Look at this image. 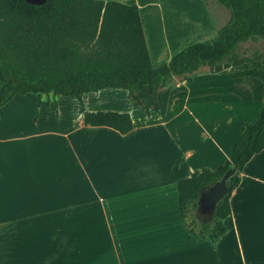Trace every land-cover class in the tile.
Segmentation results:
<instances>
[{
    "label": "crops",
    "instance_id": "obj_1",
    "mask_svg": "<svg viewBox=\"0 0 264 264\" xmlns=\"http://www.w3.org/2000/svg\"><path fill=\"white\" fill-rule=\"evenodd\" d=\"M125 3L139 8L149 56L150 47L160 55L140 3ZM218 75L171 82L164 116L109 98L89 105L128 113L124 135L84 125L78 102L63 97L26 94L3 106L0 264H264V150L240 173L216 241L188 233L179 209L178 182L229 161L264 107V60Z\"/></svg>",
    "mask_w": 264,
    "mask_h": 264
},
{
    "label": "trees",
    "instance_id": "obj_2",
    "mask_svg": "<svg viewBox=\"0 0 264 264\" xmlns=\"http://www.w3.org/2000/svg\"><path fill=\"white\" fill-rule=\"evenodd\" d=\"M217 2L230 19L216 35L154 67L136 5L113 0H0V109L26 94L63 97L78 102L84 125L124 135L133 129L128 113L88 112L83 103L86 94L122 90L134 109L164 116L173 78L190 84L202 68L219 74L264 60V53L240 52L242 44L264 40V0ZM263 150L264 107L242 128L229 161L216 171L195 172L178 182L179 209L188 233L216 241L226 232L223 221L231 214L229 199L239 175ZM230 167L236 169L230 193L212 214H201L199 192Z\"/></svg>",
    "mask_w": 264,
    "mask_h": 264
},
{
    "label": "rangeland",
    "instance_id": "obj_3",
    "mask_svg": "<svg viewBox=\"0 0 264 264\" xmlns=\"http://www.w3.org/2000/svg\"><path fill=\"white\" fill-rule=\"evenodd\" d=\"M28 1L32 3L43 2V0ZM113 1L123 2V4H128L125 2H131V0ZM132 1L139 2L141 5V16L143 17V24L146 28L149 46L151 44V36L153 35L159 36V40L161 39L165 47V49L159 50L160 55H156V52H153V49L150 47L149 51L153 59L150 58L153 62V66H157L158 63H166L171 56L191 44L213 38L218 29L230 19V13L222 8L217 0ZM256 51L264 53V40H258L256 42L249 41L240 46V52L242 53L250 55ZM201 71L209 72V69L202 68L199 70V73ZM216 75L219 76L218 74ZM226 76L222 75L218 80H223ZM176 81L182 82L180 79L175 78L172 81L173 84ZM47 97L50 99L52 96L49 95ZM99 98H109L111 101L115 100L116 102L125 103L133 108L127 92L122 90H102L97 93H90L83 96V103L86 110L90 111L89 105ZM93 105L94 104H92V106ZM128 107L129 106L124 107L122 105L121 108L127 109ZM190 219L189 214L187 221L189 222Z\"/></svg>",
    "mask_w": 264,
    "mask_h": 264
},
{
    "label": "water",
    "instance_id": "obj_4",
    "mask_svg": "<svg viewBox=\"0 0 264 264\" xmlns=\"http://www.w3.org/2000/svg\"><path fill=\"white\" fill-rule=\"evenodd\" d=\"M236 174V169L230 167L220 178L213 182L210 186L202 189L197 198L198 211L203 215L212 214L218 205L230 193L229 182Z\"/></svg>",
    "mask_w": 264,
    "mask_h": 264
}]
</instances>
